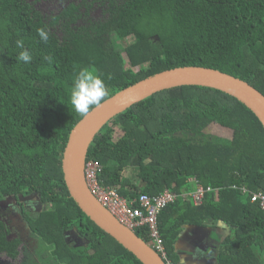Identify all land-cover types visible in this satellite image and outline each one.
Here are the masks:
<instances>
[{
	"label": "trees",
	"instance_id": "16d2710c",
	"mask_svg": "<svg viewBox=\"0 0 264 264\" xmlns=\"http://www.w3.org/2000/svg\"><path fill=\"white\" fill-rule=\"evenodd\" d=\"M92 1V9L70 2L47 19L27 0H0V202L19 205L40 242L32 262L22 237L9 238L0 220V255L16 264H141L89 220L63 179L68 136L83 118L69 100L82 67L101 74L106 99L179 67L226 73L264 96V0ZM40 28L49 32L47 43ZM19 38L33 56L30 63L17 61ZM211 126L231 137L210 138ZM86 161L100 166L101 184L127 200L165 190L177 195L156 218L174 264L185 226L219 221L231 232L216 264H263L264 209L240 188L264 195V129L236 99L197 86L158 92L107 122ZM193 178L211 189L199 205L182 198L194 191ZM27 200L44 207L27 211ZM134 233L148 243L145 227Z\"/></svg>",
	"mask_w": 264,
	"mask_h": 264
},
{
	"label": "water",
	"instance_id": "95a60500",
	"mask_svg": "<svg viewBox=\"0 0 264 264\" xmlns=\"http://www.w3.org/2000/svg\"><path fill=\"white\" fill-rule=\"evenodd\" d=\"M182 86L210 88L236 99L256 116L264 129V96L255 88L214 69L179 67L157 73L106 99L72 128L63 152L62 173L70 196L93 224L135 256L141 264L165 263L147 242L119 223L91 195L84 177L86 154L95 134L111 119L158 92Z\"/></svg>",
	"mask_w": 264,
	"mask_h": 264
},
{
	"label": "built area",
	"instance_id": "2783aa9c",
	"mask_svg": "<svg viewBox=\"0 0 264 264\" xmlns=\"http://www.w3.org/2000/svg\"><path fill=\"white\" fill-rule=\"evenodd\" d=\"M100 166L92 161H86L84 165V177L88 190L92 196L111 214L119 223L135 232L145 227L148 244L162 258L165 264H174L167 256L163 240L160 236L156 224V218L160 211L167 205L173 204L177 195L165 190L157 196L150 197L142 194L138 198L127 200L121 197L115 189H111L101 184L99 181ZM189 181L195 182L194 191L182 198H190L194 205H199L207 192H211L209 187L203 188L193 178ZM232 186V189H236ZM240 191L249 197L251 203H258L264 209V195L262 193H251L244 186Z\"/></svg>",
	"mask_w": 264,
	"mask_h": 264
},
{
	"label": "clouds",
	"instance_id": "9594fccd",
	"mask_svg": "<svg viewBox=\"0 0 264 264\" xmlns=\"http://www.w3.org/2000/svg\"><path fill=\"white\" fill-rule=\"evenodd\" d=\"M37 33L41 41L48 42L49 32L47 30L40 28ZM16 47L23 49L17 56V61L30 63L33 56L29 50L24 48L23 38L16 40ZM44 59L51 62L52 57L45 56ZM108 95L106 83L94 67H82L74 74L69 100L74 111L81 117H86L94 108L100 107Z\"/></svg>",
	"mask_w": 264,
	"mask_h": 264
},
{
	"label": "crops",
	"instance_id": "0c3cea01",
	"mask_svg": "<svg viewBox=\"0 0 264 264\" xmlns=\"http://www.w3.org/2000/svg\"><path fill=\"white\" fill-rule=\"evenodd\" d=\"M230 232L221 221L207 222L204 227L185 226L180 238L184 234L186 237L179 238L175 244L176 264H216V256L224 251L222 243ZM258 259L264 264V255L258 254Z\"/></svg>",
	"mask_w": 264,
	"mask_h": 264
},
{
	"label": "rangeland",
	"instance_id": "374dc122",
	"mask_svg": "<svg viewBox=\"0 0 264 264\" xmlns=\"http://www.w3.org/2000/svg\"><path fill=\"white\" fill-rule=\"evenodd\" d=\"M28 1L32 2L36 6L37 10L41 14L46 16L47 18H50L51 16L56 15L58 12L64 9L65 6H67L70 2L79 3V6L82 9L84 8V5L87 7H90L91 9L93 7H96L94 6V3L92 0H28ZM98 13L99 11L96 10L93 12V15L98 16L99 15ZM128 42H131L130 39L125 40L124 42L121 43V45L124 47ZM123 58L125 59V63L127 65V61L124 55H123ZM206 132L210 138H216V137L230 138L231 137V132L229 130L220 128L218 126H211L207 129ZM12 209H10L7 212L13 215L12 226L14 227L12 229L13 231L9 234V237L12 238L15 235L21 236L23 243L27 246L29 250L31 261L37 262L38 258L35 252L37 250V246L40 245V242L38 241L37 237L31 234L30 227L27 225L25 220L18 215L17 210H14V206L12 207ZM65 239L66 241L74 242L75 245L80 243V239L77 236L66 235ZM91 254H92V251H89L88 256L90 257ZM18 262H19L18 259L16 261H11L7 259L5 256L0 255V264H16Z\"/></svg>",
	"mask_w": 264,
	"mask_h": 264
},
{
	"label": "flooded vegetation",
	"instance_id": "af4514ba",
	"mask_svg": "<svg viewBox=\"0 0 264 264\" xmlns=\"http://www.w3.org/2000/svg\"><path fill=\"white\" fill-rule=\"evenodd\" d=\"M28 1V0H27ZM29 2V1H28ZM30 4L33 5V7L37 10L36 6L32 3V2H29ZM38 11V10H37ZM39 12V11H38ZM59 13V12H58ZM58 13L56 15H58ZM43 15V14H42ZM44 16V15H43ZM45 18H47L46 16H44ZM49 19V18H47ZM3 201V200H2ZM4 205V206H3ZM15 208L14 210H17V213L20 217H22L24 220H25V217L23 215H21L22 213V209L20 208V206L14 204ZM13 206L11 205H8L7 203H4V202H0V220L3 221L6 225V227L8 228L9 230V234L13 231L12 229L14 228L12 226V219H13V215H10V214H7L6 211L8 209H12ZM24 209L27 210V211H40L41 209H43V205L38 203L37 201H30V200H27V201H24V205H23ZM13 210V209H12ZM26 222V221H25ZM28 225V224H27ZM11 230V231H10ZM18 231V230H16ZM17 235H15L14 237H16ZM9 237V235H8ZM10 238V237H9Z\"/></svg>",
	"mask_w": 264,
	"mask_h": 264
}]
</instances>
